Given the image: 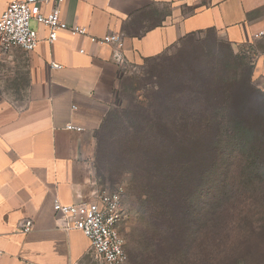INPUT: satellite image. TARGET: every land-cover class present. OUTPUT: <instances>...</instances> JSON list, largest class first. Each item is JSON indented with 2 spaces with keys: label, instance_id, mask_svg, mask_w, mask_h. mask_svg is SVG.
<instances>
[{
  "label": "rangeland",
  "instance_id": "374dc122",
  "mask_svg": "<svg viewBox=\"0 0 264 264\" xmlns=\"http://www.w3.org/2000/svg\"><path fill=\"white\" fill-rule=\"evenodd\" d=\"M261 82L249 51L210 34L123 68L93 164L103 185L121 192L119 232L134 264H264ZM231 121L252 130L247 157L257 171L230 151ZM212 143L208 172L212 164L197 162ZM212 204L215 216L205 217Z\"/></svg>",
  "mask_w": 264,
  "mask_h": 264
},
{
  "label": "crops",
  "instance_id": "0c3cea01",
  "mask_svg": "<svg viewBox=\"0 0 264 264\" xmlns=\"http://www.w3.org/2000/svg\"><path fill=\"white\" fill-rule=\"evenodd\" d=\"M11 1L0 0V15ZM61 18L88 36L120 35L136 64L210 34L235 53L250 52L264 90V37H254L264 0H64ZM35 28L33 51L0 50V264H102L80 231L61 228L54 202H89L108 188L93 164L95 134L114 107L124 66L110 47L65 30L49 43L47 30ZM24 220L32 222L27 233Z\"/></svg>",
  "mask_w": 264,
  "mask_h": 264
},
{
  "label": "built area",
  "instance_id": "2783aa9c",
  "mask_svg": "<svg viewBox=\"0 0 264 264\" xmlns=\"http://www.w3.org/2000/svg\"><path fill=\"white\" fill-rule=\"evenodd\" d=\"M64 0H13L0 15V50L4 53L13 47L33 51L38 44L35 26H42L48 32L47 41L53 43L57 33L65 30L74 36L87 38L97 47H110L111 59L119 66H130L124 54L125 41L118 34L103 37L88 36L79 25L68 26L61 18ZM264 37V26L254 35ZM84 53V50H80ZM69 130L80 128L67 126ZM54 210L60 214L61 228L80 231L90 243V250L102 264H126L125 241L119 232L122 218V195L120 190L101 188L89 202L63 205L54 202ZM21 231L32 228L30 220H24Z\"/></svg>",
  "mask_w": 264,
  "mask_h": 264
},
{
  "label": "trees",
  "instance_id": "16d2710c",
  "mask_svg": "<svg viewBox=\"0 0 264 264\" xmlns=\"http://www.w3.org/2000/svg\"><path fill=\"white\" fill-rule=\"evenodd\" d=\"M153 60V59H150ZM229 123H234V127H233V138L232 141L234 143V146L232 148H230V151H232L233 153H235V155H238L240 161H247V165L246 167H251V171L252 169H255L256 171L258 170L256 163L251 162L248 160L249 156L247 154L250 153L248 151V146H250V148H252L253 145H256V141L255 139L251 138L250 136V131H252L251 129H249L245 124L242 123H238V122H229ZM228 129L225 130L224 134H226V137L228 135ZM261 138L264 140V134H261ZM250 141V143H249ZM228 142V140H227ZM261 142V140H260ZM250 144V145H249ZM252 151L254 153H259V157L260 155H263V152H261L259 149H257L256 147L252 149ZM215 143H212L209 145V147H205L203 150L201 148V152L199 153V157H198V162L197 164H199L200 167H207L209 164H212L211 168H207V170L203 173V175H206L208 172L213 171V169L215 168ZM246 156V158H245ZM252 156V155H250ZM187 164V162H185ZM250 163V165H248ZM255 164V165H254ZM258 164V163H257ZM262 164V163H260ZM258 164V165H260ZM261 167H263V165H261ZM250 169V168H249ZM209 170V171H208ZM208 171V172H207ZM202 175V176H203ZM205 190H202L201 192H204ZM214 204V203H213ZM213 204L210 206L209 209L205 210L203 212V215L206 217L210 215L215 216V207L213 206ZM208 220V219H207ZM207 220L204 222V224H207ZM208 224H212V221L208 222Z\"/></svg>",
  "mask_w": 264,
  "mask_h": 264
}]
</instances>
